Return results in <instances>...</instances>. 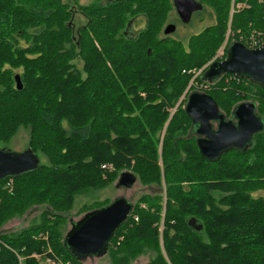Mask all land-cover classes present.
<instances>
[{
    "label": "trees",
    "instance_id": "1",
    "mask_svg": "<svg viewBox=\"0 0 264 264\" xmlns=\"http://www.w3.org/2000/svg\"><path fill=\"white\" fill-rule=\"evenodd\" d=\"M198 1L214 22L181 40L162 32L171 0L80 6L87 20L77 37L74 9L62 0H0V144L26 128L27 149L47 160L0 180V228L33 206L41 209L35 223L0 232V264H19V256L22 264H83L64 246L62 228L76 196L105 188L123 170L142 184L164 185L165 197L144 193L133 203L109 244L113 264L144 253L146 264H264V129L246 150L209 160L183 107L196 85L227 118L234 105L251 100L264 120L258 85L232 74L212 83L196 75L225 57L226 48L215 56L228 28L238 40L264 26L262 6L249 0L231 14L233 0ZM135 16L144 26L124 34ZM96 205L84 211L102 206ZM191 217L201 230L189 226Z\"/></svg>",
    "mask_w": 264,
    "mask_h": 264
},
{
    "label": "water",
    "instance_id": "2",
    "mask_svg": "<svg viewBox=\"0 0 264 264\" xmlns=\"http://www.w3.org/2000/svg\"><path fill=\"white\" fill-rule=\"evenodd\" d=\"M172 4L184 23L190 20L193 12L203 8L197 0H172ZM174 30L175 25L169 23L163 28V34L168 35ZM222 74L244 78L264 91V44L248 48L238 40L230 41L225 57L211 61L200 79L212 83ZM14 81L16 89H22L17 74ZM184 111L191 120L190 135L195 136L198 151L209 160L217 159L233 148L246 150L252 145L253 136L264 129V120L257 114L256 104L251 100L234 105L227 118L209 94L193 90L185 97ZM39 164L36 154L30 149L21 153L0 149V180L32 171ZM136 180L131 171L123 170L116 184L129 188ZM132 209V202L117 197L107 205L86 211L79 219L70 222V228L62 239L64 246L80 262L105 255L115 232L128 219ZM188 224L197 231L202 228L194 217L188 219Z\"/></svg>",
    "mask_w": 264,
    "mask_h": 264
},
{
    "label": "rangeland",
    "instance_id": "3",
    "mask_svg": "<svg viewBox=\"0 0 264 264\" xmlns=\"http://www.w3.org/2000/svg\"><path fill=\"white\" fill-rule=\"evenodd\" d=\"M62 1L71 5L72 8L74 9L73 16H72V24H73V34L75 37H77V29L80 26L84 25L87 20L86 16L82 14L81 10H79V7L83 5L91 4V3H101L100 0H62ZM172 13L173 12H170L169 18H172V20H174V16H172ZM136 17H139V16H136ZM141 18L137 20L141 22L140 24H137V25H140L139 27L144 26V19L143 17ZM213 22H214V17L211 15V10L209 8H206V10L203 13L201 11L200 13H196L193 15L192 22L190 23V25H187L184 27L178 23V29L173 34H171V36L176 39L186 40L189 35L196 33V31L197 32L200 31L203 27L210 25ZM218 54L220 53L218 52ZM219 56H222V54H220ZM213 60H216V59L213 58L211 61ZM77 62H78L77 63L78 66L81 67L82 65L81 62L80 61H77ZM210 62L206 63L199 70H197L196 75L203 72ZM189 84L187 88H189ZM193 90L202 91L196 85L192 86L189 92ZM182 97L181 99L183 98L185 99L186 96L183 98ZM181 99L179 101H181ZM27 141H28V129L20 127L8 143L0 144V149L21 153L27 149ZM36 156H37L39 163H47L46 157L43 154L37 153ZM116 180L117 178L115 179L114 182L110 183L108 186H106L105 188L101 190L85 192L83 194H79L78 196H76L73 207L70 210V213L68 214L67 221L62 228L63 236L65 232L70 228V222L79 219L86 212L84 211L85 206L95 205V204H97L96 206H99L100 204L102 206L103 204L107 205L113 199L117 197L126 198L128 201L134 203L139 198V196L144 193L154 195L160 192L165 197L164 185L161 188L155 184H148V185L142 184L137 179L136 182L131 187L124 188V187L117 186ZM258 194L263 195V191H259L256 193V195ZM40 212H41V209L38 206L37 207L33 206L29 208L28 210H26L21 215L10 217L2 224L0 228L1 229L0 232L3 234L5 233L10 234V233L18 232L22 228L35 223L36 220H38V215ZM134 218L136 219L137 217H134ZM107 253L101 257H90L82 263L83 264H113ZM34 255L36 257L41 258L40 253H36ZM149 258H150V253H144L138 256L136 259H134L130 264H146L149 261ZM50 260L51 258L48 256L45 258V261L47 263H49ZM18 261H19V264H22L21 263L22 257L19 256ZM57 262L58 261L55 260V263Z\"/></svg>",
    "mask_w": 264,
    "mask_h": 264
},
{
    "label": "built area",
    "instance_id": "4",
    "mask_svg": "<svg viewBox=\"0 0 264 264\" xmlns=\"http://www.w3.org/2000/svg\"><path fill=\"white\" fill-rule=\"evenodd\" d=\"M256 1H257V3L261 4L263 16H264V0H256ZM249 6H250L249 0H242V1H239L236 3H234V0H233L231 3L230 13L232 14L235 11L241 10L243 8H247ZM234 37H235L234 33L230 32V30L228 28L226 35H225L224 42L218 51L220 54L223 53V50L229 44V39H231L230 41L235 40ZM238 41L242 42L248 48H255V47L263 45L264 44V26L251 29L250 32L247 34L239 35ZM218 52H217V54H218ZM220 54L216 55V57H218ZM219 57H221V56H219ZM110 166L111 165H109V164H102L101 165L102 168H110ZM6 185L10 186L11 181H8L6 183ZM118 243H119V240L117 241V244Z\"/></svg>",
    "mask_w": 264,
    "mask_h": 264
},
{
    "label": "flooded vegetation",
    "instance_id": "5",
    "mask_svg": "<svg viewBox=\"0 0 264 264\" xmlns=\"http://www.w3.org/2000/svg\"><path fill=\"white\" fill-rule=\"evenodd\" d=\"M107 0H100V2L101 3H104V2H106ZM198 1V0H197ZM199 2V1H198ZM171 3H172V0H171ZM172 7H173V4H172ZM202 10V9H201ZM200 10V11H201ZM200 11H196V12H193L192 14H191V17H190V20L188 21V22H186V23H184V22H182L180 19H179V17H178V15H177V13H176V11H175V9H174V7H173V9H172V11L171 12H173L172 13V16H174V20H172V18H168V22L165 24V25H167V24H169V23H173L174 25H175V30L172 32V33H170V34H168L167 36H170L171 34H173L177 29H178V23L179 24H181L182 26H187L188 24H190L191 22H192V17H193V15L194 14H196V13H199ZM174 14V15H173ZM141 17L139 16V17H133L132 19H130L128 22H127V25H126V28L124 29V34H129L130 36H133L134 34L133 33H135V32H137L138 30H140L142 27H139L140 25H137V24H140L141 22H139V21H137L138 19H140ZM142 19V18H141ZM165 25H164V27H165ZM137 27H139V28H137ZM163 27V28H164ZM162 32H163V30H162ZM136 34V33H135ZM165 35V34H164ZM194 138H195V136H194Z\"/></svg>",
    "mask_w": 264,
    "mask_h": 264
}]
</instances>
